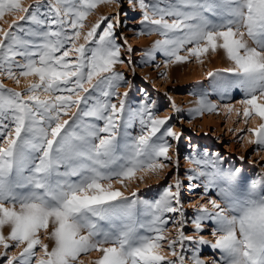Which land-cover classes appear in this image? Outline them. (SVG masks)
<instances>
[{
	"label": "snow or ice",
	"instance_id": "obj_1",
	"mask_svg": "<svg viewBox=\"0 0 264 264\" xmlns=\"http://www.w3.org/2000/svg\"><path fill=\"white\" fill-rule=\"evenodd\" d=\"M116 2L48 0L47 11H41L39 0L28 7L21 0H0V19L23 13L18 21L28 25L14 20L0 28V76L17 84L32 78L24 92L0 83V246L5 249L0 256L7 257L6 264H84L82 254L92 252L100 254L92 264H185V241L209 244L202 235L196 239L183 231L181 180L164 187L154 201L135 191L125 196L114 187V180L127 188L125 182L137 173L167 168L165 161L172 158L166 137L180 139L171 128L161 132L169 118L156 116L147 99L126 110L128 92L118 90L128 82L114 71L123 63L115 35L119 18L114 23L102 16L83 31L99 4ZM138 4L143 26L138 34L161 37L145 52L150 60L159 52L165 66L189 57L202 63L209 52L223 50L233 64L226 71L235 77L223 87L234 84L242 90L245 122L253 116L262 121L249 129L255 136L250 142L264 146V0ZM196 104L192 111L197 114L216 109L206 93L198 94ZM69 113L70 119H64ZM137 121L140 133L133 135L128 129ZM190 161L195 165L187 176L190 188L200 187L191 182L201 178L206 192L210 186L219 188L220 202L209 199L211 210L200 205L192 221L197 233L205 221L214 225L211 247L220 252L214 264H264V174L241 189L235 179L240 170L225 172L218 154ZM176 213L179 220L166 218ZM170 220L178 225L175 239L165 235ZM41 233L53 241L51 247ZM10 241L24 245L18 256H8ZM165 247L175 259L163 254ZM191 260L205 264L198 248Z\"/></svg>",
	"mask_w": 264,
	"mask_h": 264
},
{
	"label": "rangeland",
	"instance_id": "obj_2",
	"mask_svg": "<svg viewBox=\"0 0 264 264\" xmlns=\"http://www.w3.org/2000/svg\"><path fill=\"white\" fill-rule=\"evenodd\" d=\"M39 2L42 5L41 11H47L48 0H39ZM21 3L23 7H28L35 5L37 0H21ZM20 15L23 13H6L3 19H0V28L7 29L14 20L18 21ZM102 16L112 18L114 23L117 17L120 21L119 26L115 28V35L117 43L121 45L123 63L115 65L114 71L122 73L128 82L122 84L118 90L121 94L128 92L126 110L138 108L140 103L147 99L153 105L152 111L156 116L161 119L169 118L161 128V132L171 128L180 134L179 140L166 137L171 145L169 155L172 158L171 162L165 161L168 164L167 168L157 173H137L136 179L125 182L127 188L114 180V187L123 191L125 196L130 197L135 191L140 198L154 201L164 187L174 185L177 179L181 180L183 187L180 200L187 221L183 231L186 236L199 239L202 235L205 240L209 241V244L205 245H195L185 241V264H192L191 256L197 248L199 258L205 264H214V261L220 258L219 250L211 247L216 239L212 235L214 225L205 221L203 232L197 233L192 221L200 205H206L211 210V205L208 204L209 199L220 202L219 188L210 186L206 192L204 178L191 182L193 185L199 184L200 187H189L190 182L187 176L191 174L190 169L195 167L190 158L203 156L204 153H208L209 156L218 154L222 157L220 167L225 172L240 170L235 173L236 185L241 189L246 188L251 181L257 180L261 174H264V146L251 143L250 141L255 140V136L249 132L250 128L258 127L262 121L259 117L253 116L245 122L243 105L240 103L244 99L242 90L234 84L231 87H223L224 84L235 80V77L226 71L233 67V64L227 59L223 50L209 52L202 57V63L195 57H189L185 63H169L165 66L166 57L163 54L155 53L154 60H150L145 55V52L151 49L153 43L161 37L155 33L152 35L138 34L143 27L140 23L142 10L138 0H131V2L130 0H117L116 3L99 4L86 19L83 31L87 32ZM18 22L24 27L28 26L23 21ZM104 26L106 22L101 25V28ZM18 34L22 35V33ZM83 42L81 38L79 43ZM128 47L132 48L130 53L127 52ZM186 54V52H181V55ZM209 72L218 73V76L209 77ZM31 79L21 78L20 83L17 84L15 80L0 76V83L7 89L24 92ZM140 86L146 91L142 92ZM200 93H206L208 99L216 105L214 111H205L202 115L192 111L197 107L196 101ZM41 98H44L43 94ZM113 102L118 103L115 99ZM228 106L233 109L231 112ZM70 117L71 113L64 119H70ZM98 123L102 124V122ZM140 128L137 121L128 131L133 135H138ZM141 175L144 177L142 181L139 179ZM221 206L224 207V204L221 203ZM167 217L180 219L178 213L166 214ZM177 227L178 225H173L172 220L169 221L165 232L168 239L176 238ZM8 232L9 229L5 227L4 234L7 235ZM41 239L49 244V247L52 246L53 241L46 239L43 233H41ZM9 243L13 246L7 250L8 256H18L24 245L15 247V242L10 241ZM3 251L5 249L0 246V252ZM177 251H181L179 246H177ZM163 254L169 259H175L170 255L167 247ZM39 255L42 253L38 246L37 256ZM99 255L97 252H92L87 255L82 254L81 258L84 264H92ZM6 260L7 257L0 256V264H6Z\"/></svg>",
	"mask_w": 264,
	"mask_h": 264
},
{
	"label": "bare ground",
	"instance_id": "obj_3",
	"mask_svg": "<svg viewBox=\"0 0 264 264\" xmlns=\"http://www.w3.org/2000/svg\"><path fill=\"white\" fill-rule=\"evenodd\" d=\"M230 66V65H229ZM140 88H141V90H142V92H145L146 91V89H144L142 86H140ZM215 262V261H214Z\"/></svg>",
	"mask_w": 264,
	"mask_h": 264
}]
</instances>
